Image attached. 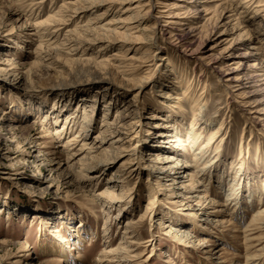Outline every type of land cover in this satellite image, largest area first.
Masks as SVG:
<instances>
[{
	"label": "rangeland",
	"instance_id": "374dc122",
	"mask_svg": "<svg viewBox=\"0 0 264 264\" xmlns=\"http://www.w3.org/2000/svg\"><path fill=\"white\" fill-rule=\"evenodd\" d=\"M60 1L42 0L37 6L32 4L34 6L30 10L26 5L20 9L14 0H0V264H80L83 259L87 264H94L99 253L105 251L103 243L107 249L128 246L130 255H135L141 264L243 263L245 245L241 231L249 223L252 212L264 205V198L259 204L253 201L252 207L248 203L243 205L242 218L232 213L234 207L229 204L230 200H225V193L230 179L237 173L231 166L239 164L237 158L240 153L244 177L237 188L240 187L247 196L251 185L254 189L260 184L259 176L264 174V128L254 126V122L247 119L240 98L229 94L216 72L206 66L207 61L188 60L180 52L181 46L175 45L168 33L157 31L152 15L156 12L154 8L158 7H154L149 16L142 15L143 11L137 15L126 11L121 12L120 22L105 25L103 23L109 20V15H104L95 24L86 26L90 28L98 24L109 30L116 28L118 34L114 30V36L112 32H106V35L115 37V43L107 49L101 48V42L96 39L84 42L80 38L76 42L74 37L71 41L62 39L65 30L74 28L75 24L85 28L86 14H83L73 24L62 26L56 37L52 34L42 37L41 48L45 47L47 53H41L39 64L28 74L29 63L34 60L33 51L38 50L35 49L38 34H34L31 25L47 13L56 11ZM180 1L186 3L185 0ZM198 1L197 11L200 12L194 18L201 25L197 31L198 40H202L207 25L206 19L202 18L203 9L210 12L205 18L209 17L213 22L225 4L223 0ZM130 3L123 1V4L113 5L112 9L117 8L119 13L127 6H134V2ZM232 8L235 11H225V16L228 15L226 30L209 43L216 44L213 54L218 56L219 47L230 43L233 52L224 62L236 60L238 56L235 55L246 50L247 54L241 56L240 68L246 67L253 53L257 57L256 63L264 64V14L256 15L252 5L242 13L240 11L244 9L240 5ZM236 21L245 26L240 30L237 27L231 29ZM256 28L262 34L259 35ZM238 33L241 35L236 36ZM136 35L138 39L134 38ZM125 36L128 39H124ZM52 38L53 43H50ZM54 43L61 46V50L54 51ZM251 46L259 48H249ZM113 50L118 51L116 57L123 63H117L108 55ZM104 57L118 67V71L131 70V75L121 77L115 72L113 81H98L103 74L96 73L92 65L93 61ZM132 61L137 67H123L122 64ZM174 76L182 77L180 86L172 84ZM94 77V82H90ZM88 78L90 81L86 80ZM119 82L126 83L129 89ZM171 84L175 89L170 91ZM185 87L188 88L183 94ZM164 91L170 97L176 95L173 102L178 101L176 107H181V112H171L164 107V102H168L160 97ZM186 95L188 101L185 100ZM251 97L262 99L263 96L256 93ZM54 103L59 111L50 108ZM193 103L198 104L211 125L218 127L222 123L223 127L219 152L214 143L197 163L195 159L199 156H194L197 150L187 138ZM123 108L127 110L120 112ZM105 110L109 126L119 120L116 111L121 116L127 115L124 121L131 125L126 132L129 137L124 138L125 130L120 129L119 124L116 136L115 133L108 135V131L103 132L105 127L100 130ZM167 110L170 112H165ZM72 111L75 118L60 135L57 131L62 118ZM83 113L89 119L82 133L87 134L86 142L100 133L99 136H105L104 144L100 147L92 144L84 151L79 150L76 143L64 147L66 140L80 134L78 132L84 124ZM152 114L157 118L151 117ZM155 124L159 125L157 129L151 128ZM160 131L165 135L162 136L165 140H160L167 139V143L157 141L156 134ZM209 131L201 138L204 144ZM117 136L121 141H115ZM151 143L160 147L151 146ZM168 144L175 147L168 149ZM157 153L164 156L172 154L178 159L155 163L153 159ZM102 159L107 161L101 162ZM209 159L211 161L205 170H199ZM84 163L87 166L91 164V167L85 170ZM160 168L163 172H157ZM73 175L79 179L75 180ZM208 176H212L211 183ZM150 182H158L159 186L151 205L152 213L147 218L145 214V219L138 222L147 204ZM103 193L110 194L106 196ZM108 196L114 200L107 203ZM220 202L228 205L217 204ZM107 214L108 219L105 220ZM193 217L201 225L199 229L192 227L190 219ZM79 220L85 223L89 237L91 233L95 235L90 246L87 241L78 248L71 245L73 249H68L67 258L58 253L39 252V235L42 241L45 237L49 241L62 237L68 239ZM104 222L108 228L102 236ZM182 230H187L191 236L186 239L181 235ZM235 232L237 237H233ZM216 233L224 235L225 239L216 237ZM201 236L207 240L200 241ZM263 236L252 245L258 244L260 248ZM220 245L224 249L219 251ZM257 246L251 251L258 249ZM78 253L82 257H78Z\"/></svg>",
	"mask_w": 264,
	"mask_h": 264
},
{
	"label": "bare ground",
	"instance_id": "6f19581e",
	"mask_svg": "<svg viewBox=\"0 0 264 264\" xmlns=\"http://www.w3.org/2000/svg\"><path fill=\"white\" fill-rule=\"evenodd\" d=\"M26 1L27 0H14V3L17 4L18 7H20V9L22 6L26 5L31 10L35 4L37 6V3L42 2V0H30L29 3H25ZM50 1H52V0H50ZM123 1L129 2V3L131 2L130 4H132V2H134V6H131V7L127 6L126 8L122 9L119 13H117V8L112 9L113 5L123 4ZM218 1H221V0H218ZM185 2H186L185 4H182L183 2L180 0H61L56 11L49 13V14L47 13V15L45 17L35 21V23L31 25L32 31H34V34L35 33L38 34L37 35V37H38L37 41L38 42H37V46L35 47V49L37 48L38 50L33 51L34 52V60H32L29 63V67L27 68V73L29 74V72L31 71V68L36 67L39 64V60L42 58L41 53H44V52L47 53V49H45V47H42V48H44L43 51L41 48V42L43 39L42 37H44L46 35H51V34L53 37L54 36L56 37L57 32L59 30H61L62 26L66 27V26H69L70 24H73V21L75 19H78L79 17H81L83 14H86V16H85L86 22L85 23H87V24H83L85 26V28H81L80 27L81 25L75 24V25H73L74 28L65 30V32L62 34L63 35L62 39L67 38L66 41H71L72 40L71 38L74 37V39H75L74 41H76V42H79V40L84 42V41L89 40V39L90 40L96 39L97 41L101 42V44H100L101 48L107 49L115 43V37H111L109 34L106 35V32L110 31L113 33L112 35L114 36L115 33L118 34L116 28L113 27V28H111V30H109V28H104L103 26L98 25V24L93 25L90 28H88L86 26H90V24H95L100 19V17H102L104 15H109V18H108L109 20H106V22L103 23L105 25H107L111 22H113V23L120 22L121 21V18H120L121 12H126V11H132V15L133 14L137 15V14H139V11H143L142 15H148L149 16L151 10H153L154 7H158V8H154V9H156V12H154L155 14L152 15V18L154 19V22H155L153 25H155V24L157 25V31L161 32V34L164 32L168 33L169 37L173 40L174 44L181 46L182 49L180 50V52L188 60L192 59V60L198 61L200 63H203L204 60L207 61L206 66L216 72L217 76H219V79L221 80L220 82L222 83V86L224 88H226L227 90H229V94L232 95L234 98L235 97H237V99L240 98L239 102H240V105L243 107L244 112L247 115V119L254 122V124H253L254 126H258V128H264V98H263L264 97V64H261L259 62L256 63L257 57H254L255 53H253L252 57H251L252 59H249L246 67L240 68L241 61H242L241 56H244L245 54H247L246 50H244L243 52H240L239 54H236L235 56H238V57H235V58H237L236 60L232 59L231 61L224 62L223 60L225 58H228L229 56L232 55L233 47L231 46V44L227 43L228 41L227 42L225 41L227 43V45L219 47L220 50H219V53H217L218 56L214 55L215 53L213 54V51H212L215 48L214 45L216 46V44H209V43L215 41L218 38L217 36L226 30V26H227L226 23L227 22L225 20L228 18V15L225 16V11H227L229 9L231 11L232 10L235 11V9L232 7H236V6L240 5V7L242 9H244L243 11H240L242 13L244 11H247L249 9V6L252 5L254 8L253 9L254 13L256 15H260V12H262L264 14V2H260V0H257V1L256 0H245L244 2H240L239 0H223L225 5L222 7L221 10L219 9L220 12L217 14V16L213 22H211L209 20V17L205 18L207 16V14H209L210 12L207 11V9H203L204 16L202 18L206 19L205 22L207 23V25H206V35L202 40L201 39L198 40L199 39L198 38L199 32L197 31L201 25H199L198 21H195L196 19L194 18L195 14L200 12V11H197L199 1L198 0H185ZM254 2H256V3L253 5ZM32 4H34V5H32ZM216 7H217V4H216ZM129 16H131V14L130 15L128 14V17ZM126 18H127V16H126ZM197 18H198V16H197ZM240 24H241L240 21H236V24L231 25L230 27H231V29L233 27H237L240 30L242 27L245 26V24H241V25ZM239 25H240V27H239ZM263 27H264V25H263ZM263 27L259 26L260 29H263ZM114 30H115V33L113 32ZM90 31H93V32H90ZM245 31L248 32V30H245ZM255 31L258 34L260 32V30L258 28H256ZM66 34H67V37H66ZM260 34H262V33H260ZM87 35H90V37H92V38H88L89 36H87ZM126 35H129V33H126ZM239 35H241V33L240 34L238 33V35H236V36H239ZM137 36L138 35L134 36V38H137ZM258 36H256L255 38H257ZM123 38L128 39L126 36ZM53 39L54 38L51 39L50 43H53ZM235 40H239V38H235ZM255 42L259 43V40H256ZM217 46H219V44ZM60 47L61 46H58L57 43H54L52 49L54 51L61 50ZM249 48H256L258 50L259 47L251 46ZM117 52L118 51L115 52V50H113L112 52L108 53V55H111L112 59L117 60V63H123L120 58L116 57ZM107 60L108 59L105 57L100 59L99 61H93L92 60L94 62L92 65V68L94 69V71L96 73L98 72V73L103 74L102 77H100L99 79L96 77L98 79V81L100 79H101L100 81H104V80L113 81L112 78L115 77V72H118L119 76H121V77H122V75H125V76L131 75V70H129L130 72L126 71V69L118 71V67H115V65H112V62H108ZM119 60H121V61H119ZM122 65H123V67L130 66L132 69L137 67V66H135V67L133 66V65H135V64H133V61L128 62L127 64H122ZM94 79H95V77L93 79H91V81L89 78L86 80L90 81V82H94ZM124 79L127 80V78H124ZM182 82H183V79L181 76L180 77L178 76V78H177V76H174V78L172 79V84H175L174 86H177V85L180 86L182 84ZM119 85L123 86L126 89H129V87H126L127 85L124 82H119ZM171 85L169 87L170 91H171V89L172 90L175 89V87L173 85L172 86ZM187 88L188 87H185L182 89L183 94L186 92ZM256 93H261L263 96L262 99L261 98L254 99L251 97V95L256 94ZM160 97L164 98L165 101H168V102H164V103H166L164 105V107L169 108L171 112L176 113L177 110L180 112L182 111L181 107L180 108L176 107V105L179 104L178 101L173 102L174 99H177L176 95H173V97H170V95H168V92L164 91V92H161ZM187 99L188 98L186 95L185 100H187ZM170 100H172V103L169 102ZM56 105L57 104L54 103V104H52V106H50V108L54 109V111H59V109H56V107H55ZM192 105H193L191 107L192 118L190 121V131H187L188 132L187 138H188V143H190V145L192 147H194V149L196 148V150H197L196 154L194 155V156H196V155L199 156V157L196 156L197 158L195 159V163H197L198 161L201 160V158H203L204 155H206L208 153L212 144L216 143L215 149L219 152V147L221 146L220 142L223 141V138L221 137L222 136L221 129L223 127H222V123H220V125L218 127L211 125L210 121L209 120L207 121L205 114H203V112L200 110V108L197 107L198 104L196 105L193 103ZM38 107H37V109H38ZM29 109H31V108H29ZM32 110H33V108H32ZM126 110H127L126 108H123L120 112H124ZM170 111L167 110L165 112H170ZM106 112H107V110L103 111V115H102L103 118L101 119L100 130H103V128L105 127L103 132L108 131V135L115 133L114 136H116L119 134V131H116V126H117V124H119L118 127L120 129L125 130V132H124L125 137L124 138L129 137L130 134H126V132L129 130V128H131V125L129 124V122L124 121V118L127 115L121 116V114H118V112L116 111L115 113H116L117 118L119 115V120L117 122H115V124L112 123L113 126H111V125L109 126L108 122L105 119ZM73 114H74V111L66 113L64 115V117L62 118L63 120H62L60 130L57 131L60 135L62 133V129L67 128V125L69 123L73 122V118H75V115H73ZM156 116H157L156 114L151 115V117H153V118H157ZM81 117L83 118L82 122L84 124H83V126H81V129L78 132L80 134H76L75 136H72V138L66 140L64 147H67L70 144L76 143L79 145V150L84 151L86 148H90L92 146V144H96L97 147L102 146V144H104V142H105V136H99L100 133L98 135H96L94 138H92L90 140V142H86L85 138L87 137V134H82V133H83L84 128H85L84 126L86 125L85 122L89 121V119H88V116L86 113H83V115ZM180 120H182V119L180 118ZM107 125H108V128H107ZM158 126L159 125L155 124V125H152L151 128L153 127L155 129H157ZM166 126L169 127L168 124ZM170 126H172V124ZM212 127H214V129ZM109 129H110V131H109ZM209 129H210V131L207 134L206 143L204 144V142L201 141V138L203 137V135H205V133ZM172 130H174L175 132H178V129H176V128H173ZM42 132H44V130H42ZM150 133H152V132H150ZM165 133H168V132H165ZM47 134L48 133H46V135ZM156 135H157V138H156L157 141L167 143V139H166V141H162V140H165L162 138V136H165L163 131L158 132ZM167 136H173V135L168 134ZM118 137L119 136H117V139L115 138L116 140L115 139L114 140L118 141L119 140ZM152 138L154 139V137H152ZM153 139H151L150 142H153ZM160 139H162V140H160ZM172 140H176V139H172ZM119 141H121V140H119ZM170 142H171V140H170ZM150 145L154 146V147L155 146L160 147V145L156 144V143H151ZM174 147L175 146H172V145L169 146V144L167 146L168 149H172ZM163 154H165V153H163ZM239 155L237 158V160L239 161L238 162L239 164L237 166H231L234 163V161L230 163L231 164L230 166L233 169H235L237 173L233 176L234 178L232 177L233 179H230L229 184L227 183L228 188L226 189L227 191L225 193V195H226L225 200L226 201L230 200L229 204H232V206L234 207V209L232 210V213H237V215L239 217L243 218L244 217L243 205L248 203V205H251L250 207H252L253 201H256V202L258 201V204H259L260 202H262V200L264 198V174L259 176L260 184L258 185V187L256 186L253 189L252 185H251V188H249L247 190V196H246L245 192L243 193V191L239 189L240 187L237 188V186H239L241 184V182L243 181V177H244V176H242V173L244 172V170H243L244 169L243 168L244 162H243V159L241 158V156H239ZM175 159H178V158H175L174 156H172V154H167L164 156V155H160V153H157L153 160L155 163L156 162L161 163V162H169V161H172ZM259 160H260V158H259ZM100 161L106 162L107 160L102 159ZM210 161H211V159L207 160L208 164H207V162H204L205 165H203V167H199V170H201L203 172V170H205L207 165H209ZM183 163L186 164L185 161ZM80 164L83 165V162L81 161ZM93 165L95 166L97 164H93ZM93 165H92V167H93ZM177 165H175V166H177ZM151 166L153 168V166H155V165L153 164ZM84 167H85V170H87L88 168L91 167V164L89 166H87L84 163ZM170 168L174 169L173 166L172 167L170 166ZM157 170H158L157 172H163L162 171L163 168H160ZM164 170H166V169H164ZM78 175H80V174H78ZM113 175L117 176L116 173H114V172H113ZM151 176H153V175L151 174ZM212 176H208V177H210V178H208L209 183H211ZM73 177L75 180L79 179V177H77L76 175L75 176L73 175ZM223 178H225V177L223 176ZM222 179H220V180H222ZM209 183H208V185H209ZM157 184H158V182H155L154 184L150 182L149 196L147 198V204L145 206L144 212L140 215L139 219L137 220L138 222H142L145 219V216H144L145 214H147L146 218L149 216V214L151 215V213H152L151 212V205H153V201H154L155 196H156V190H157L156 188L159 187V186H157ZM257 191H258V194H257ZM109 194L110 193H106L104 195L107 196ZM251 197H253V199ZM108 198L109 199H106L107 203L110 202V200H114V197L112 198V196H108ZM217 204L224 205V206L228 205V203H225V202H222V203L220 202ZM252 213H253V215L250 218L249 223L241 231L242 240H243L244 245H245V248H244L245 252H244V262L239 263V264H264V260H263V258H264V256H263L264 255V241H263L264 240V236H263L264 235V205L259 207L256 211H254ZM106 216L107 217L105 220L108 219V214ZM40 221H41V223H44V221L41 218H40ZM106 222L103 223V226L101 228L103 231L102 236L104 234H106V231L108 228V224H106ZM190 222L192 223L191 225L193 228L199 229V227H201V225L198 224V222L196 221V219L194 217L190 219ZM222 222H224V220H222ZM61 224L64 225L65 222L61 221ZM75 227L73 229L74 233L73 234L70 233V235H68V239L62 237V239L61 238L60 239L58 238L55 240L50 239L51 241H49L45 237L44 238L45 241H42L41 235H39L37 237L39 240L38 241V248L40 250L39 252L42 254H46L48 252L58 253L59 255L67 258L68 253H69L68 249H71V248L73 249V247L71 245L78 248V247L83 246V243L85 241H87L88 245L90 246L92 239L95 235H93V233H91V235L89 237V233L88 234L86 233L87 229H85V223H83L81 220H79L77 222V225ZM62 228H64V227H62ZM125 229L123 232L124 233L123 236H125V234H126ZM261 230H263V232H259V233L255 232V231H261ZM85 233H86V235H85ZM188 233L189 232L187 230H182L181 235H184V237L187 239L188 235L191 236V234H188ZM87 235L89 238L87 237ZM237 235L238 234L236 232L233 233V237H237ZM253 235H255V236H253ZM215 236L222 239V240L225 239L224 235H221L218 233H216ZM260 236H263L262 237L263 245L260 246V248H259L257 246L258 244H256V245H252V244H253V241H257L259 239L258 237H260ZM59 237H61V236H59ZM199 240L200 241H203V240L206 241L207 239H205L204 237L201 236V238ZM71 241H72V243H70ZM224 241L227 242L226 240H224ZM121 243H122V241L120 240L119 244H121ZM260 243L262 244L261 241H260ZM104 244L105 243H103V246H104L103 250H105V251H103L102 253L101 252L99 253L100 255L98 256L97 259L94 260V264H113V263L122 264V263H128V262H131V264H141V262L139 261V259H137V257L135 255H130V253L127 250L128 246H121L120 247V245H118V246H116V248L107 249V246H105ZM178 244H181V243H178ZM254 246H257L258 249H254L253 251H251V248H254ZM123 249H125V251ZM222 249H224V247L220 245L218 247V250L220 251ZM176 250L177 249H175V251ZM77 256L82 257V254L78 253ZM142 262H145V260H143ZM80 264H87V261H85V259L80 260ZM142 264H144V263H142ZM236 264H238V263H236Z\"/></svg>",
	"mask_w": 264,
	"mask_h": 264
}]
</instances>
